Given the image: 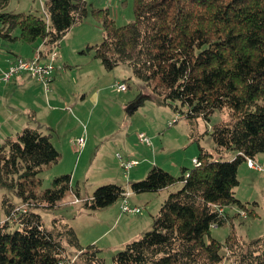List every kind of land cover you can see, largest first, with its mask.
Segmentation results:
<instances>
[{"label":"trees","instance_id":"obj_1","mask_svg":"<svg viewBox=\"0 0 264 264\" xmlns=\"http://www.w3.org/2000/svg\"><path fill=\"white\" fill-rule=\"evenodd\" d=\"M8 2L0 0L4 40L41 39L46 58L92 14L104 31L103 41L93 45L96 57L107 69L129 66L158 104L186 117L190 137L199 116L210 119L221 111L226 117L213 126L214 148L199 145L194 167L183 166L175 175L154 164L131 183L130 194L181 187L164 199L152 229L128 241L110 261L100 255L98 244L83 245L69 222L54 217L46 227L39 213L40 207H57L71 190L80 196L71 173L56 175L42 187L43 173L61 156L52 133L25 127L7 136L0 143V188L16 189L26 207L17 210L19 204L8 194L3 197L7 218L0 221V264H58L73 258L74 264H264V233L246 239L235 229L241 214H256L235 195L239 167L264 154V0H134V19L125 24L116 22L109 7L89 0H46L42 14L5 10ZM228 151H235L232 159L223 158ZM126 191L118 183L101 184L82 207L93 213L121 200ZM213 226L232 230L220 240Z\"/></svg>","mask_w":264,"mask_h":264},{"label":"rangeland","instance_id":"obj_2","mask_svg":"<svg viewBox=\"0 0 264 264\" xmlns=\"http://www.w3.org/2000/svg\"><path fill=\"white\" fill-rule=\"evenodd\" d=\"M45 1L9 0L5 10L42 14ZM89 1L95 7H109L118 24H125L134 19V0ZM18 31L17 29L16 33ZM103 38L102 25L92 14L85 16L70 29L56 45L59 57L57 56L58 59L55 60V74L57 72L59 74L53 86L52 82L50 83L52 87L50 92H46L42 83L38 84L39 87L27 91L16 86L14 79L5 82L0 72V143H3L7 136H16L25 127H39L46 133H52V141L61 153L59 160L43 173L42 187L48 186L56 175L64 173L72 174L73 186L78 187L83 195H91L101 184L118 183L120 176L125 173L121 169L117 152L124 158L128 156L136 158L140 165L150 164L149 169L154 164L153 161L158 159L161 167L179 175L183 166L194 167L195 162L192 158L199 155V145L209 150L215 146L211 132L214 124L226 117L224 113L215 111L210 119L199 116L194 126L195 135L190 137L192 127L186 117L170 105L158 104L150 89L133 75L129 66L120 64L113 69L105 68L96 57L93 46L101 43ZM40 42L41 39L34 43L20 40L15 45L28 46L30 52L27 57H34L29 55L32 54L33 48L34 50L38 48ZM89 43L90 47L93 46L92 49H89ZM13 46V41L0 37V50L2 52L5 50L4 54L7 52L6 49H12ZM2 58L3 53H0V59ZM45 60L46 58H43V61ZM2 66L4 65L0 60V67ZM116 78L120 79L114 81ZM124 79L128 88L118 92L116 82ZM170 120L176 122L170 125ZM1 121L5 123L1 124ZM141 131L150 136L152 146L140 141ZM85 134V148L81 152L75 151L74 139ZM174 137L177 140L172 139ZM182 141L185 144L181 147ZM235 154V151H228L223 158L232 159ZM172 161H183V164L175 166L171 164ZM257 162L262 165V169H253L247 162L240 165V183L235 187V195L246 202L249 209L256 212L247 218L241 214L235 220L237 233L246 239L264 233V161L258 159ZM177 184L171 187L172 191L181 187L180 183ZM147 193L154 194L150 208L143 210V213L150 216L151 213H155L154 208H160L161 202L159 203L158 192ZM5 194L19 204L18 207H26L20 204L21 198L16 189L1 187L0 221L7 218L2 206ZM78 207L77 204H59L55 208L40 207L39 213L46 227L51 226L54 217H61L77 225L83 244L87 245L91 239L99 237L96 243L101 248L100 255L110 261L113 255L126 245V242L123 243L125 238L120 234V229L115 228L103 234L105 229L94 225L95 221L100 222L99 220L104 218L103 213L74 217L75 212L79 211ZM230 211L235 212L231 209ZM244 217L246 219H243ZM152 226L153 218L145 231L152 229ZM16 227V224L12 226ZM231 230L230 226L211 228L213 236L220 240H224Z\"/></svg>","mask_w":264,"mask_h":264},{"label":"crops","instance_id":"obj_3","mask_svg":"<svg viewBox=\"0 0 264 264\" xmlns=\"http://www.w3.org/2000/svg\"><path fill=\"white\" fill-rule=\"evenodd\" d=\"M19 41L20 40L13 41L14 46L11 47L12 49H6L7 50L6 54H4L5 50L3 52H2V50H0V53H3V58L0 59V60L2 61V64L4 65V66L0 67V69L1 68L2 69H6L16 59V57H18V56H24V57L28 56V54L30 52L29 47L25 46V45H22V44L15 45ZM42 43L43 42L41 41L40 44L37 45V47H41ZM88 46H91V44L89 43ZM35 51L36 50H34V48H33V52L29 56H34L35 55ZM22 54H26V55H22ZM58 57H59V53H58ZM58 57H57V59H58ZM58 74H59V72H57V74H55V70H54V76H53V79H52V86H53V82L58 78ZM13 79H14V81L16 83V86L22 87L23 89H27V91H30L31 88L35 89L36 86L39 87L38 84L40 83V82H35L31 78V76L28 73H25V72L19 73ZM118 79H120V78H116L114 81H116ZM121 81H123V80H121ZM31 110H35V108H31ZM2 123H5V122L1 121V124ZM172 124H174V122ZM172 124H170V125H172ZM141 132H143V131H141ZM172 139L177 140L175 137L172 138ZM184 144L185 143L183 141L180 142V146L181 147ZM151 146H152V144H151ZM118 153L121 154L120 152H117V157H118ZM121 156H122V154H121ZM194 157H196V156H194ZM133 159L137 161V164L132 165L129 168V170L127 172H125V170H124V168L122 166V161L123 160H133ZM258 159H263V161H264V156L258 155L257 158L254 159L253 161L258 163L257 162ZM119 160H120L121 166H122V167L121 166L120 167H121L122 171L124 170L125 174H122V176H120L121 179H119L118 184L124 186L127 190H130V185H131V183L133 181L140 180V179L144 178L147 175V173L149 171V165L150 164L147 165V166L144 163L140 165L138 160L136 158L132 157V156H128L126 158H124L122 156V159L119 158ZM153 162H154V164L161 166L159 164L158 159H156ZM171 164L175 165V166L176 165L180 166L181 164H183V161H180V162L172 161ZM258 164H260V163H258ZM125 175H127V176H125ZM171 187H173V186H169V187L163 188L160 191H158V194L160 195V198H159V203L161 202L160 204H162L164 199L172 191ZM79 193H80V196H78L77 194H75V192L73 190H71L69 193H67L62 198V200L60 202V205H72V204L73 205L74 204L79 205V207H78L79 211L75 212L74 217H76L78 215H87V214L95 215V214H98V213H103L104 218L99 220L100 222H96L95 221L94 225L101 227V229H105L103 234H105V233H107V232H109V231H111V230H113L115 228H119L120 229V234L123 235V238H125V239H123V243L124 242L127 243L128 241H130L132 239L140 237L145 232L146 228H148V226H150L152 218L154 219V216L156 215V213L159 210V208L158 209L154 208L153 211H155V213H151L150 216H148L146 213H143L144 212L143 210H145V208L146 209L150 208L149 205L151 204L152 198L154 197L153 196L154 194L146 192V193H139V194L131 193L130 196H129V202L132 205H137V206H140L142 208L141 214L140 213L139 214L123 213L121 211V208H120L121 200H119V201H117V202H115V203H113V204H111V205H109L107 207H104V208H101L99 210H96L93 213H89L88 211H86L82 207V204H83L84 199L92 196L93 193L91 195L90 194L83 195V194H81V191H79ZM76 197L80 198L81 201L82 200L83 201L82 202L81 201L74 202ZM160 200H162V201H160ZM70 224L75 228V230H76V232H77V234H78V236L80 238L81 235H80V232H79V227L77 225H75L74 223H70ZM98 239H99V237L93 238V239H91V241L88 244L96 243V241ZM80 242H81V238H80ZM83 245H86V244H83Z\"/></svg>","mask_w":264,"mask_h":264},{"label":"built area","instance_id":"obj_4","mask_svg":"<svg viewBox=\"0 0 264 264\" xmlns=\"http://www.w3.org/2000/svg\"><path fill=\"white\" fill-rule=\"evenodd\" d=\"M58 56V51L56 47L52 49L48 57H46V60L43 61V56L41 52V48L38 47L36 49V53L34 57H24V56H18L16 59L6 68L2 69L1 73L2 76L1 78L5 82L11 81L15 76H17L21 72L28 73L31 77L39 81L40 83L43 84L46 92H49L51 89V82L54 76V70H55V60L57 59ZM128 85L124 81H117L116 82V90L118 92L127 90ZM175 122V120H171L169 124H172ZM139 139L141 142L151 145L152 141L150 136L145 133V132H139ZM86 145V134L81 135L79 137H76L74 139L73 147L75 151L81 152ZM118 157L122 159L121 154L118 153ZM193 161L196 163L198 162L197 158H193ZM137 164L136 160H123L122 161V166L127 172L129 168L132 165ZM248 166L252 168H258L262 169V166L254 162L251 158H248L247 161ZM130 195L129 191H126L121 199V204L120 208L122 212H132V213H137L141 211V207L137 205H132L128 197ZM79 201L78 198L74 200ZM17 210H25L23 207H17ZM220 211H223V208H220ZM58 264H74V258L73 259H61Z\"/></svg>","mask_w":264,"mask_h":264},{"label":"clouds","instance_id":"obj_5","mask_svg":"<svg viewBox=\"0 0 264 264\" xmlns=\"http://www.w3.org/2000/svg\"><path fill=\"white\" fill-rule=\"evenodd\" d=\"M124 82H126V81H124Z\"/></svg>","mask_w":264,"mask_h":264}]
</instances>
